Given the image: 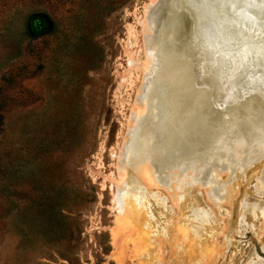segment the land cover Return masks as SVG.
Returning a JSON list of instances; mask_svg holds the SVG:
<instances>
[{
  "label": "rangeland",
  "instance_id": "rangeland-1",
  "mask_svg": "<svg viewBox=\"0 0 264 264\" xmlns=\"http://www.w3.org/2000/svg\"><path fill=\"white\" fill-rule=\"evenodd\" d=\"M156 1L0 0V264H264V96L249 80L220 117L184 75L172 138L151 109L128 120L147 53L164 63L154 36L144 47Z\"/></svg>",
  "mask_w": 264,
  "mask_h": 264
},
{
  "label": "bare ground",
  "instance_id": "bare-ground-1",
  "mask_svg": "<svg viewBox=\"0 0 264 264\" xmlns=\"http://www.w3.org/2000/svg\"><path fill=\"white\" fill-rule=\"evenodd\" d=\"M232 2L233 0H199L196 6H189L183 3V0H157L153 4L149 13L152 17L158 15L157 23L159 28L155 29L152 34L150 32L145 33L144 47L145 49L150 47V39L154 36L158 41L157 46H159L164 55V57L162 56L164 63L162 64L159 61L155 53H147L146 59L148 61L141 64L143 73L139 86L135 91L136 99L130 105L129 121L132 120L134 115L138 114L139 108L151 109L153 115L152 129H157V132L161 128L167 138L170 135V138H172L173 132L178 127L172 118L171 120L167 119L169 118L168 114L174 111L179 114L186 113V106L180 103V96L187 92L186 87L189 77L185 78L184 75L189 74H193L199 83L209 88L207 98L213 104L210 112L217 113L214 116L227 113L228 109L232 108L236 101H239L237 96L241 87L239 76H245L248 80L251 78V82L248 81L247 86L243 87L251 97L255 94L264 96V88L258 83V78L264 75V59L259 55L260 33L264 32V5L260 4V0H254V7H242L239 5L232 7L230 6ZM204 112H202V116ZM263 115L261 114L258 119ZM170 117L173 116L170 115ZM198 119L200 118L198 117ZM193 120H196L194 116ZM235 121L231 122L232 127L235 126ZM206 123L208 124V122ZM187 126L191 127L187 129ZM187 126L185 125L187 129L185 130L189 131L193 127L196 128L197 124L192 125L190 123ZM131 128L132 126H129L127 131L130 132ZM152 129L150 133L153 134L155 131L153 132ZM239 135H242V133ZM128 137L126 135L124 141L119 145V150L128 141ZM156 138L149 136L147 145L155 144ZM220 139L222 138L220 137ZM141 141L139 139L137 143L139 144ZM241 143L239 144L242 145ZM143 156L141 157V163ZM148 158L151 159L150 157ZM149 166L150 168L146 165L147 172L149 176H153L152 166ZM176 167L181 171L180 166L176 164ZM140 168L139 171L141 170ZM155 174L159 175V172ZM146 187L148 188L149 185ZM114 199L118 203L116 205L120 213V216L117 215L119 216L118 219H121V224L125 225L126 222L131 220L129 219V214L126 217L121 216L126 214L125 208L122 206L123 203L121 204L117 194H115Z\"/></svg>",
  "mask_w": 264,
  "mask_h": 264
},
{
  "label": "snow or ice",
  "instance_id": "snow-or-ice-1",
  "mask_svg": "<svg viewBox=\"0 0 264 264\" xmlns=\"http://www.w3.org/2000/svg\"><path fill=\"white\" fill-rule=\"evenodd\" d=\"M183 3H186L189 6H196V4L199 3V0H183ZM260 4L264 5V0H260ZM238 5L242 7H254L255 3L254 0H233V2L230 4V6L232 7H236ZM260 36H261V43L259 45L260 48L259 55L262 59H264V32L260 33ZM249 82H251V78H249ZM258 83L262 88H264V75H261L258 78Z\"/></svg>",
  "mask_w": 264,
  "mask_h": 264
},
{
  "label": "trees",
  "instance_id": "trees-1",
  "mask_svg": "<svg viewBox=\"0 0 264 264\" xmlns=\"http://www.w3.org/2000/svg\"><path fill=\"white\" fill-rule=\"evenodd\" d=\"M1 123H2V115L0 114V125H1Z\"/></svg>",
  "mask_w": 264,
  "mask_h": 264
}]
</instances>
